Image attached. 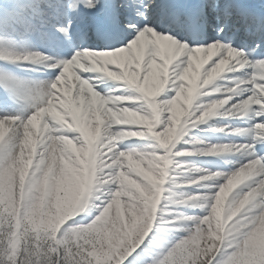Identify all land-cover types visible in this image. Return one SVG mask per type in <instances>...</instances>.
I'll return each mask as SVG.
<instances>
[{
  "label": "snow or ice",
  "instance_id": "snow-or-ice-1",
  "mask_svg": "<svg viewBox=\"0 0 264 264\" xmlns=\"http://www.w3.org/2000/svg\"><path fill=\"white\" fill-rule=\"evenodd\" d=\"M0 264H264V0H0Z\"/></svg>",
  "mask_w": 264,
  "mask_h": 264
}]
</instances>
